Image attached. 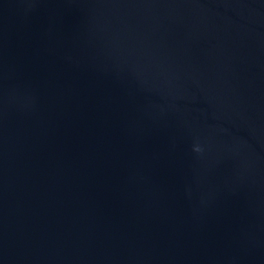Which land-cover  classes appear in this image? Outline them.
Segmentation results:
<instances>
[{"label": "water", "instance_id": "1", "mask_svg": "<svg viewBox=\"0 0 264 264\" xmlns=\"http://www.w3.org/2000/svg\"><path fill=\"white\" fill-rule=\"evenodd\" d=\"M0 264H264V0H0Z\"/></svg>", "mask_w": 264, "mask_h": 264}]
</instances>
